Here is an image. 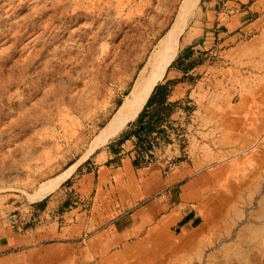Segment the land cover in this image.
Masks as SVG:
<instances>
[{"label":"crops","instance_id":"0c3cea01","mask_svg":"<svg viewBox=\"0 0 264 264\" xmlns=\"http://www.w3.org/2000/svg\"><path fill=\"white\" fill-rule=\"evenodd\" d=\"M181 48L165 82H175L168 101L195 109L185 148L171 143L149 159L133 135H118L31 207L33 227L0 221V264H84L134 245L191 254L192 264H251V243L264 264V0H201ZM237 196L253 208L231 212Z\"/></svg>","mask_w":264,"mask_h":264},{"label":"rangeland","instance_id":"374dc122","mask_svg":"<svg viewBox=\"0 0 264 264\" xmlns=\"http://www.w3.org/2000/svg\"><path fill=\"white\" fill-rule=\"evenodd\" d=\"M181 1L0 0V221L4 215L18 213L25 217L26 227H33V215H29L37 202H32L28 194L73 162H79L69 178L74 180L86 169V161L99 157L120 133L131 129L126 125L84 160L93 138L127 96L158 39L172 23ZM200 2L187 18L174 60L182 51L186 34L197 25ZM51 9L62 16L53 24ZM75 12H79L78 21L69 18ZM66 25V30L58 31L59 26ZM53 31H58L60 42L51 39ZM78 33H84V39L78 41ZM16 34L21 39L11 47ZM56 45L72 53L46 78L47 85L33 91V65L25 72L22 65L33 62L38 50L42 60L51 57L48 53ZM13 61L17 62V72L9 71ZM166 77L167 73L158 84L165 83ZM175 102V110L188 117L183 125L169 118V124H165L170 125L165 127L166 141L158 139V145L151 150L152 159L158 151L163 154L171 143L181 148L187 144L184 129L192 123L189 116L195 109L192 100ZM155 109L150 107L147 112ZM177 134L183 136L179 138ZM64 194L63 198H70L71 203L77 199L71 192ZM242 200L243 196L231 197L229 210H250L253 204L246 205ZM249 246L251 264H259L255 245ZM190 255H166L154 245L143 253L141 245H134L128 253L107 260H86L84 264H192Z\"/></svg>","mask_w":264,"mask_h":264},{"label":"bare ground","instance_id":"6f19581e","mask_svg":"<svg viewBox=\"0 0 264 264\" xmlns=\"http://www.w3.org/2000/svg\"><path fill=\"white\" fill-rule=\"evenodd\" d=\"M198 2L199 0L181 1L180 5L177 8L178 10L175 14L172 23L166 29L164 34L158 39L157 44L154 46V49L150 52L142 69L140 70L137 77L134 79V82L127 96L116 108L107 123L99 130V133L93 138L90 144L88 155L84 158V160L96 149L107 144L110 139L116 137L128 123L132 122L138 116L143 106L145 105L147 99L149 98L153 88L163 79L167 68L176 57L179 39L181 34L185 30L187 18L196 9V7L198 6ZM51 11H53V15L50 16V20L52 21L51 24H53L62 16L58 17L56 15L55 10L51 9ZM69 18L78 21L79 12L73 13L72 15H70ZM73 24L74 23H72L71 25ZM67 27L68 25H66L65 27L59 26L57 29L58 31L61 29L60 31L63 32L67 29ZM1 32L2 31L0 30V33ZM57 32L53 31L51 39H56L55 42H60L61 38H57ZM77 35L78 41L84 39V33H78ZM20 37L21 36L17 37V34L14 36L13 42L11 43V47L15 46L18 43V41L21 39ZM49 45H52V43H49ZM71 53L72 51L70 49L56 45L55 47L53 46V48H51V51L48 53V55L51 57L42 60V53H40V51L38 50L33 58V62L24 63L22 65L23 72H25L30 66L33 65V91H37L43 85H47L46 78L48 76H51L53 72L57 68H59V66L62 65V63L65 61L64 59H66V55H69ZM0 71H2V68H0ZM9 71L17 72V62L13 61V64L9 67ZM79 164V162H73L55 177L40 183L32 194H28V198L32 202L42 201L51 193L56 191L67 179H69Z\"/></svg>","mask_w":264,"mask_h":264},{"label":"trees","instance_id":"16d2710c","mask_svg":"<svg viewBox=\"0 0 264 264\" xmlns=\"http://www.w3.org/2000/svg\"><path fill=\"white\" fill-rule=\"evenodd\" d=\"M179 58V57H178ZM176 58L168 68L173 67L178 61ZM175 82H165L163 84H157L149 98L147 99L142 110L135 118L133 122L127 124V127L133 128L134 131L130 134L125 135V133H120L119 141L127 139L128 136L133 135L135 139L134 147L138 154H145L149 159H152L153 155L150 154V151L154 148L153 146L158 145V139H164L166 141V129L169 127V117L175 112V107L178 102H170L168 98L173 90ZM150 107H155L156 109L151 113H148L147 110ZM125 135V136H124ZM110 147V144L108 145ZM81 166L78 168V170ZM70 182V179L64 183Z\"/></svg>","mask_w":264,"mask_h":264},{"label":"built area","instance_id":"2783aa9c","mask_svg":"<svg viewBox=\"0 0 264 264\" xmlns=\"http://www.w3.org/2000/svg\"><path fill=\"white\" fill-rule=\"evenodd\" d=\"M182 134H177V137H182ZM150 154H152V152L150 151ZM153 155V154H152ZM169 168V165H167V169ZM77 204V199H75L74 201H72V205H76ZM33 215V212L30 213V217ZM1 222L8 227L14 228V227H24L26 226L27 222L25 221V217H23L22 215H19L18 213H12L9 215H4L2 217ZM86 235H83L81 237V241L86 239Z\"/></svg>","mask_w":264,"mask_h":264}]
</instances>
